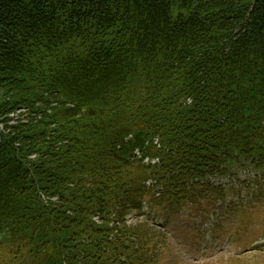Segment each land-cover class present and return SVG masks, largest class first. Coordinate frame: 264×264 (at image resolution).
Instances as JSON below:
<instances>
[{
    "label": "trees",
    "instance_id": "1",
    "mask_svg": "<svg viewBox=\"0 0 264 264\" xmlns=\"http://www.w3.org/2000/svg\"><path fill=\"white\" fill-rule=\"evenodd\" d=\"M0 125V264H160L228 159L264 201V0H0Z\"/></svg>",
    "mask_w": 264,
    "mask_h": 264
},
{
    "label": "rangeland",
    "instance_id": "2",
    "mask_svg": "<svg viewBox=\"0 0 264 264\" xmlns=\"http://www.w3.org/2000/svg\"><path fill=\"white\" fill-rule=\"evenodd\" d=\"M240 176L243 179L244 173ZM221 183L227 184L226 181ZM237 184L240 186L236 187ZM251 187L245 186L241 190V183L234 181L232 188L236 192H228L224 200L215 204L217 209L213 213L218 215L217 218L214 215L201 221L203 215L189 211V207L184 208L179 217L171 218L162 232L159 263L264 264V201H256L254 206L247 203L249 199L245 196ZM238 195L240 198L234 200ZM208 213L205 212V216ZM135 219L134 212L126 216L128 223ZM216 219L214 229L203 233Z\"/></svg>",
    "mask_w": 264,
    "mask_h": 264
}]
</instances>
